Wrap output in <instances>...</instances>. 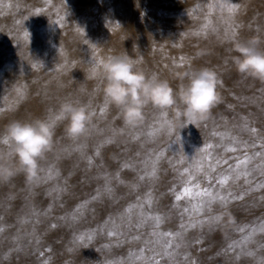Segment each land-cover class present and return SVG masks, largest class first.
<instances>
[{
  "label": "rangeland",
  "instance_id": "rangeland-1",
  "mask_svg": "<svg viewBox=\"0 0 264 264\" xmlns=\"http://www.w3.org/2000/svg\"><path fill=\"white\" fill-rule=\"evenodd\" d=\"M251 36L264 41V0H0V151L13 120L53 128L36 175L0 182V264H264V82L232 64ZM111 55L177 92L180 73L213 69L220 101L195 126L151 104L128 126L90 75ZM66 101L94 113L86 135H66ZM195 185L229 203L197 214Z\"/></svg>",
  "mask_w": 264,
  "mask_h": 264
},
{
  "label": "clouds",
  "instance_id": "clouds-1",
  "mask_svg": "<svg viewBox=\"0 0 264 264\" xmlns=\"http://www.w3.org/2000/svg\"><path fill=\"white\" fill-rule=\"evenodd\" d=\"M262 43L259 36L233 42L232 64L238 74L264 82ZM90 75L103 80L105 97L120 110L128 126L143 121L144 108L149 104L159 109H174L175 121L186 122L181 128L195 126L220 101L218 74L207 67L180 73L183 82L178 92L167 79L147 75L126 55L108 56L92 67ZM60 115L66 121V135L75 139L87 134L94 113L87 105L66 101L60 106ZM2 138L7 141V152L0 151V182H7L21 172L31 178L36 175L39 160L52 148L53 128L46 120H13Z\"/></svg>",
  "mask_w": 264,
  "mask_h": 264
},
{
  "label": "snow or ice",
  "instance_id": "snow-or-ice-1",
  "mask_svg": "<svg viewBox=\"0 0 264 264\" xmlns=\"http://www.w3.org/2000/svg\"><path fill=\"white\" fill-rule=\"evenodd\" d=\"M230 11H231V9H230ZM58 119H59V117H58ZM252 131L255 132L256 129H252ZM3 142L4 143H7L6 140H4ZM111 142L112 141H109V143H111ZM207 147L210 148L211 145H208ZM229 150L230 151H234V149H229ZM99 154H100L99 152L96 153V155H99ZM257 155H259V153H257ZM88 163H89V165H91L93 163V161H92L91 158H89ZM239 163L240 164H247L248 163V158L246 157L244 160L239 161ZM123 167L124 168H128V167H131V165L124 164ZM185 171H187V170H185ZM105 178L107 179V177H105ZM116 178L119 180V174H117V177ZM140 179L143 180V179H145V177L144 176H141ZM119 182L120 183H123L122 180H119ZM227 183H228V178L227 177H224V178H222L219 181V184H221V185H224V184H227ZM195 187L197 189L196 195L199 196V197H203L204 198V199H201L199 201V203H197V204L194 205V209H195V212L197 214L203 213L205 210H207V211L210 212L211 209H212V206L215 203H217V202H219L220 204H222L223 206L226 207L227 204L229 203L230 198H231L230 194H229V196H222V195H219L217 193H214L210 188H203V189H201L199 185H195ZM105 191L107 193L111 194L112 189L110 187H106L105 188ZM182 192H183V196L191 197L192 194H193V189H192V187H184L183 190H182ZM99 194L100 193L98 191V195ZM183 196L180 195V194H177L175 196V199L179 201V200H181L183 198ZM240 198H242V197H240ZM93 199H96V197H93ZM187 211H188V209H185V212H187ZM147 219H155L157 225H159L160 222H161V217H159V216H157V217H151V216H149ZM0 220H2V218H0ZM219 220H220V217L219 216H212V217H208V218L203 219V220H198L195 223H192L190 225V227H196L197 224H201L202 225L204 223H213L214 224V223L218 222ZM37 222H39V221H37ZM53 227H54V225H53ZM3 231H4L3 226H0V233H2ZM262 231H264V229H262ZM109 235H112V233H109ZM163 235H165L167 237H171V236H173V233L167 232V233H163ZM176 235L178 236L179 233H177ZM197 242H199V241H197ZM37 243H39V240L38 239H37ZM171 246H172L171 241H168V243L166 244V247H171ZM175 247L179 248L180 245L177 244V245H175ZM157 264H159V262H157ZM193 264H195V262H193Z\"/></svg>",
  "mask_w": 264,
  "mask_h": 264
}]
</instances>
